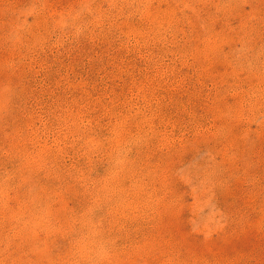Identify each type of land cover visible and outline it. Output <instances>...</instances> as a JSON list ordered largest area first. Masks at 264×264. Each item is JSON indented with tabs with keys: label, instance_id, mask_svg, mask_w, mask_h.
I'll list each match as a JSON object with an SVG mask.
<instances>
[{
	"label": "rangeland",
	"instance_id": "374dc122",
	"mask_svg": "<svg viewBox=\"0 0 264 264\" xmlns=\"http://www.w3.org/2000/svg\"><path fill=\"white\" fill-rule=\"evenodd\" d=\"M0 264H264V0H0Z\"/></svg>",
	"mask_w": 264,
	"mask_h": 264
}]
</instances>
